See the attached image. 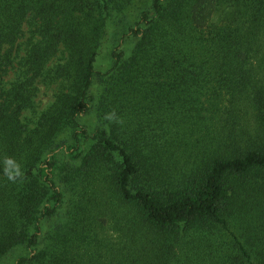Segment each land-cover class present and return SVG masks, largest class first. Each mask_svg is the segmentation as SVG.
<instances>
[{
  "label": "trees",
  "instance_id": "1",
  "mask_svg": "<svg viewBox=\"0 0 264 264\" xmlns=\"http://www.w3.org/2000/svg\"><path fill=\"white\" fill-rule=\"evenodd\" d=\"M0 264H264V0H0Z\"/></svg>",
  "mask_w": 264,
  "mask_h": 264
},
{
  "label": "rangeland",
  "instance_id": "2",
  "mask_svg": "<svg viewBox=\"0 0 264 264\" xmlns=\"http://www.w3.org/2000/svg\"><path fill=\"white\" fill-rule=\"evenodd\" d=\"M32 27L30 24H25L24 25V34L22 36V38L18 41L17 44V54H18V58L14 63V66L11 67L5 77V82L7 83V85H9L10 83H12L15 79V70H16V65L20 62V60L26 55V50H27V43L29 38L32 36L33 31L31 30ZM62 56L59 57V59H61ZM98 64L97 67L99 69H105L108 65V60H107V47L104 46L103 49L101 50L98 60H97ZM56 62V61H55ZM56 92V87L52 86V87H44L41 86L40 87V91L38 92L37 98H36V106H37V111H42L43 109H45L50 102L53 100V96ZM29 116H30V112H26ZM26 113H24V115H26Z\"/></svg>",
  "mask_w": 264,
  "mask_h": 264
},
{
  "label": "clouds",
  "instance_id": "3",
  "mask_svg": "<svg viewBox=\"0 0 264 264\" xmlns=\"http://www.w3.org/2000/svg\"><path fill=\"white\" fill-rule=\"evenodd\" d=\"M111 118V117H108ZM8 175L10 179H14V174L11 171H8ZM15 175H19V171L17 170V172L15 173Z\"/></svg>",
  "mask_w": 264,
  "mask_h": 264
}]
</instances>
